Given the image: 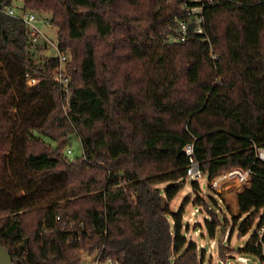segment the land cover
I'll return each instance as SVG.
<instances>
[{"label": "trees", "instance_id": "trees-1", "mask_svg": "<svg viewBox=\"0 0 264 264\" xmlns=\"http://www.w3.org/2000/svg\"><path fill=\"white\" fill-rule=\"evenodd\" d=\"M20 1L50 16L71 96L66 110L57 55L0 12V246L13 264H81L79 252L203 264L182 234L183 206H168L184 187L189 144L209 178L251 170L236 196L239 219L250 215L237 238L260 214L264 222V160L254 151L264 148V0L206 3L203 33L190 27L184 43L167 45L159 37L187 17L188 0ZM70 138L82 148L74 161L62 153ZM208 215L214 238L219 220ZM250 243L240 252L256 257ZM220 247L223 264L235 250Z\"/></svg>", "mask_w": 264, "mask_h": 264}, {"label": "rangeland", "instance_id": "rangeland-1", "mask_svg": "<svg viewBox=\"0 0 264 264\" xmlns=\"http://www.w3.org/2000/svg\"><path fill=\"white\" fill-rule=\"evenodd\" d=\"M21 5L22 2L20 0H14L11 3L10 8L18 13L19 9H21ZM29 10H31L29 12L34 13L39 20L49 19L50 17L44 11L37 12L33 9ZM37 25L44 34V38L40 40V45L46 42L49 49V51H47L50 52L51 56H56L57 51H55L54 47H52L56 46V29H53L51 25L48 28H43L40 22H38ZM48 144L51 145L52 148L56 147V144ZM62 153H65L71 161L80 158L82 155L80 141L76 138H70L65 143ZM168 185L169 184H161L158 187L163 189ZM197 185L198 189H194L193 186H191V182L185 180L183 189L168 204V206L170 212L175 214L178 213L180 208L183 206L182 234L188 242L192 241L197 245L199 257L203 254V264H222L219 260L218 252V247L221 245H225L226 247L228 246V248L235 250V252H226L227 258L223 264H244L238 260L239 257H242L243 259L245 258L251 264H258L259 259L257 257L246 255L240 251H242L246 245L250 243L251 237L255 234L259 226L261 214L254 219L251 230L245 236L237 238V232L240 225L250 215H242L239 219L236 196L241 190L236 181L232 180L229 184H222L217 188V190L210 188L207 178L199 181ZM208 213L215 215V217L219 220V226L216 228L214 238H211L208 235L205 228V223L210 221ZM233 217L237 219V223L234 225L235 227L232 226ZM233 227V234L230 238H228V232H230ZM252 242L253 241H251V243ZM238 250L239 254L236 252ZM79 254L82 260L81 264H85V259L87 257L91 260L90 264L93 261L91 256H88L83 252H79Z\"/></svg>", "mask_w": 264, "mask_h": 264}, {"label": "built area", "instance_id": "built-area-1", "mask_svg": "<svg viewBox=\"0 0 264 264\" xmlns=\"http://www.w3.org/2000/svg\"><path fill=\"white\" fill-rule=\"evenodd\" d=\"M215 1H224V0H188L187 3H183L182 9L185 10L186 18L184 19H176L175 23L172 27L168 28L167 35H160L159 39L161 44H181L184 43L187 39L188 30L192 27L193 32L200 35L203 33L202 23H203V7L206 3H213ZM0 12L6 14L7 16L17 18L18 20L22 21L24 25L27 26L29 29L31 41L33 47H36L40 44V40L44 38V34L42 30L38 27L37 23L40 22L42 27H49L50 22L49 19H41L39 20L34 13L29 11H22L19 10L16 13L10 7H2ZM51 43V42H50ZM54 50L57 51V58L59 60V69L57 74L55 75L54 79L57 81L61 86L62 95L64 98L65 109L70 102L71 96V89L69 86V78L64 75L63 65L66 62V56L60 55L57 50L56 46ZM50 54V52H48ZM33 80L28 82L29 85L33 84ZM255 157L257 160L263 161L264 160V148H254ZM70 153V152H69ZM184 153L188 158V166L185 172V178L187 181L190 182H199L205 178L208 179L209 186L212 189L217 190L219 186L222 184L226 185L229 184L232 180H235L236 183L239 185L240 190L243 188L248 187L250 182V177L252 176V172L250 169L243 170L241 168H233L228 171H224L219 173L218 175L209 178L205 174L202 173L198 163L193 158V144H189L184 148ZM256 240L253 241L250 245L253 248L258 249L259 254L256 256L259 259L258 264H264V222L260 224L257 228L256 232ZM240 258V259H239ZM238 260L243 262L244 264H251L248 260L242 257H239ZM90 258L85 259V264H90ZM91 264H117V262L106 259L104 262H100L98 259H94Z\"/></svg>", "mask_w": 264, "mask_h": 264}, {"label": "water", "instance_id": "water-1", "mask_svg": "<svg viewBox=\"0 0 264 264\" xmlns=\"http://www.w3.org/2000/svg\"><path fill=\"white\" fill-rule=\"evenodd\" d=\"M0 264H13L11 256L2 246H0Z\"/></svg>", "mask_w": 264, "mask_h": 264}]
</instances>
